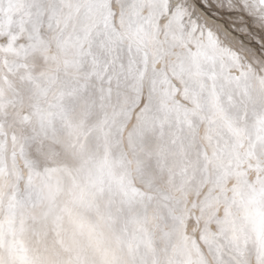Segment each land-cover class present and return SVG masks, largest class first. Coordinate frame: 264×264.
I'll use <instances>...</instances> for the list:
<instances>
[{"label":"snow or ice","instance_id":"1","mask_svg":"<svg viewBox=\"0 0 264 264\" xmlns=\"http://www.w3.org/2000/svg\"><path fill=\"white\" fill-rule=\"evenodd\" d=\"M0 264H264V0H0Z\"/></svg>","mask_w":264,"mask_h":264}]
</instances>
